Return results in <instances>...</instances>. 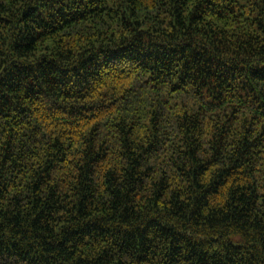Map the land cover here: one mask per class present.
I'll list each match as a JSON object with an SVG mask.
<instances>
[{
	"label": "trees",
	"instance_id": "1",
	"mask_svg": "<svg viewBox=\"0 0 264 264\" xmlns=\"http://www.w3.org/2000/svg\"><path fill=\"white\" fill-rule=\"evenodd\" d=\"M0 264H264V0H0Z\"/></svg>",
	"mask_w": 264,
	"mask_h": 264
}]
</instances>
